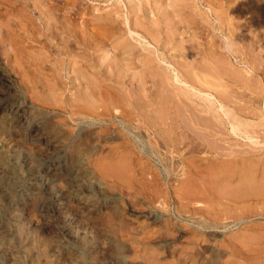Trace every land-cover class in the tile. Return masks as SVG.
<instances>
[{
	"label": "rangeland",
	"instance_id": "1",
	"mask_svg": "<svg viewBox=\"0 0 264 264\" xmlns=\"http://www.w3.org/2000/svg\"><path fill=\"white\" fill-rule=\"evenodd\" d=\"M55 1L0 0V264H264V0Z\"/></svg>",
	"mask_w": 264,
	"mask_h": 264
},
{
	"label": "bare ground",
	"instance_id": "2",
	"mask_svg": "<svg viewBox=\"0 0 264 264\" xmlns=\"http://www.w3.org/2000/svg\"><path fill=\"white\" fill-rule=\"evenodd\" d=\"M18 4H21L23 6H27V7H30L34 12H36L37 16H38V19L40 20V24L43 26V29L44 31L46 32H50V31H53L55 33H58V35L61 37H65L66 35H70L68 36L69 38L72 36V37H75L77 38V34L79 33L78 32V26L76 25H72L71 22H69L70 20H67V18L63 17L62 15L59 16L56 12H58V5H60V2L58 0H56L54 3L55 5L57 6V11H53V8L52 7H49L48 5H43V0H15ZM57 3V4H56ZM135 3V2H134ZM151 4V3H150ZM164 4V3H163ZM20 5V6H21ZM155 5V4H154ZM137 6V5H136ZM162 7V6H161ZM52 8V9H50ZM136 8V7H135ZM148 8V7H147ZM138 9V8H137ZM161 9V8H160ZM9 12V11H8ZM107 12V11H106ZM107 14V13H106ZM145 15V14H144ZM184 15V14H183ZM108 16V15H107ZM15 17V16H14ZM13 18V17H12ZM111 18V17H110ZM140 18V17H139ZM98 20V19H97ZM96 20V21H97ZM150 20V19H149ZM117 21V20H116ZM130 21V20H129ZM118 22V21H117ZM39 23V22H38ZM71 23V24H70ZM96 23V22H95ZM108 23V22H107ZM127 23V22H125ZM130 23V22H128ZM75 24V23H74ZM82 25V24H80ZM30 26V25H29ZM137 28V27H136ZM175 29V28H174ZM20 30V29H19ZM18 30V31H19ZM127 31L129 32L130 35H133V31L132 30H128V27H127ZM86 32V31H85ZM51 33V32H50ZM81 33V32H80ZM136 33V32H135ZM138 34V33H137ZM51 35V34H50ZM83 35V34H82ZM25 36V35H24ZM81 36V35H80ZM79 37V36H78ZM50 38V37H49ZM74 38V39H75ZM47 39V38H46ZM73 39V40H74ZM78 39V38H77ZM80 39V38H79ZM94 39V38H93ZM71 40V39H70ZM76 40V39H75ZM81 40V39H80ZM88 41V40H87ZM91 41V40H89ZM94 42V41H93ZM104 42V41H103ZM151 42V41H150ZM83 43V41H82ZM63 44V43H62ZM70 44V43H69ZM96 44V43H94ZM126 45L125 46H129V43L127 45V43H125ZM131 45V44H130ZM43 46V45H42ZM132 47V45L130 46ZM70 48V47H69ZM79 48V47H78ZM126 48V47H124ZM155 48V47H154ZM72 50V49H71ZM131 50V49H130ZM126 52V51H125ZM128 52V51H127ZM87 53V52H86ZM127 54V53H126ZM93 55V54H92ZM129 56V55H128ZM145 56V55H144ZM118 59V58H117ZM84 60V59H83ZM92 60V59H91ZM158 60V59H157ZM123 61V60H122ZM126 61V60H125ZM146 61V60H145ZM148 61V59H147ZM146 61V62H147ZM135 62V61H134ZM180 63V62H179ZM105 66V65H104ZM93 67V65H92ZM147 67V66H146ZM145 67V68H146ZM208 68V67H207ZM93 70V69H92ZM106 71V69H105ZM138 71V70H137ZM79 72V71H78ZM88 72V71H87ZM92 72V71H91ZM125 72V71H124ZM215 72V71H214ZM152 73V72H151ZM124 74V73H123ZM101 75V74H100ZM151 75V74H150ZM175 75V74H174ZM189 76V75H188ZM89 77V76H88ZM128 77V76H127ZM176 77V76H175ZM202 77V76H201ZM73 78V77H72ZM139 79V78H138ZM203 79V78H202ZM83 80V79H82ZM188 80V79H187ZM175 81V80H174ZM119 82V81H118ZM93 84V83H92ZM177 84V83H176ZM203 84V83H202ZM166 86V85H165ZM94 87V86H93ZM171 89V88H170ZM2 90V89H1ZM173 90V89H172ZM184 90V89H183ZM137 92V91H136ZM146 92V91H145ZM153 93V92H152ZM185 93V92H184ZM149 95V94H148ZM113 98V97H112ZM183 99V98H181ZM142 102V101H141ZM9 103V102H8ZM6 104V102H5ZM20 104V102H19ZM21 105V104H20ZM18 106V103L17 105H11V106H5L3 107V109L1 110V121H3L4 117L6 118L8 116H11L12 120H10L11 122L10 123H13L15 125H19L21 123H23V121L25 120V117H23V111L22 110V107L21 106ZM152 105V104H151ZM95 108V107H94ZM26 111V110H25ZM151 111V110H150ZM77 114V113H76ZM26 116V115H25ZM3 117V118H2ZM29 118V117H28ZM108 118V117H107ZM3 119V120H2ZM89 119V118H88ZM6 120V119H5ZM0 121V122H1ZM9 122V121H8ZM9 123V124H10ZM78 123V122H77ZM2 124V123H1ZM23 125V124H22ZM27 125V124H26ZM9 126V125H8ZM11 127V126H10ZM17 127V126H16ZM22 127V126H21ZM119 131V130H118ZM39 134V133H38ZM91 134V133H90ZM72 137H69V140L71 139ZM64 139V138H62ZM75 142V139L74 137L72 138ZM80 139V138H79ZM84 139V138H83ZM82 139V140H83ZM139 139V138H138ZM4 140V139H3ZM58 140V139H56ZM68 140V141H69ZM77 140V139H76ZM61 141V139H60ZM65 143V140L62 141ZM85 142V140H84ZM178 142V141H177ZM47 143V142H45ZM62 143V144H64ZM68 143V142H67ZM77 143V142H76ZM53 144V143H52ZM66 144V143H65ZM70 144V143H69ZM23 145V144H22ZM56 145V144H55ZM72 145V143H71ZM75 145H78V144H75ZM80 145V143H79ZM6 146V145H5ZM19 146V145H18ZM66 146V145H65ZM59 147V146H58ZM77 147H80V146H77ZM83 147V146H82ZM82 147L80 149H82ZM73 148V146H72ZM76 149H79V148H76ZM85 147H83L82 150H84ZM29 151V150H28ZM35 151V150H34ZM45 151V150H44ZM79 151V150H77ZM81 151V150H80ZM4 153V152H3ZM80 154V152H79ZM28 156V155H27ZM76 159V158H75ZM2 162V161H1ZM253 163V162H252ZM246 165V164H245ZM255 167V166H254ZM1 175V173H0ZM245 176V175H244ZM262 180V179H261ZM240 181V180H239ZM254 184V183H253ZM243 185V184H242ZM239 188V187H238ZM251 188V187H250ZM248 192V191H247ZM235 193V192H234ZM239 194V193H238ZM244 196V195H243ZM87 199V198H86ZM244 204V203H243ZM84 205V204H83ZM31 207V206H30ZM86 216V215H85ZM11 220V219H10ZM14 221V219H13ZM16 223V222H15ZM26 249V248H25ZM28 256V255H27ZM74 258V257H73ZM76 261V260H75ZM70 262V261H69Z\"/></svg>",
	"mask_w": 264,
	"mask_h": 264
}]
</instances>
